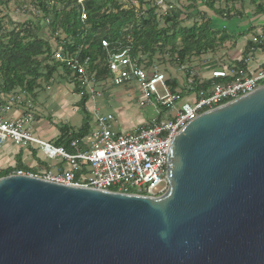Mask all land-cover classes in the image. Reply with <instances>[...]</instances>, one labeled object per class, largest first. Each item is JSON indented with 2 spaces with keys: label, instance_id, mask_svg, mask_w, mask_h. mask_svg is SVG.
Segmentation results:
<instances>
[{
  "label": "water",
  "instance_id": "water-1",
  "mask_svg": "<svg viewBox=\"0 0 264 264\" xmlns=\"http://www.w3.org/2000/svg\"><path fill=\"white\" fill-rule=\"evenodd\" d=\"M149 197L0 177V264H264V85L174 137Z\"/></svg>",
  "mask_w": 264,
  "mask_h": 264
},
{
  "label": "built area",
  "instance_id": "built-area-1",
  "mask_svg": "<svg viewBox=\"0 0 264 264\" xmlns=\"http://www.w3.org/2000/svg\"><path fill=\"white\" fill-rule=\"evenodd\" d=\"M85 0H79L83 2ZM165 0H156L164 6ZM172 8L174 4L167 5ZM85 10L82 19H86ZM107 46V41H102ZM55 58L77 73L82 87L94 101L100 93L96 83L111 80L116 85L134 83L140 90L141 104H147L156 115L150 122L130 131L114 130L115 116L96 111L89 134L71 141L70 151L54 138H45L36 131L33 102L28 97L7 95L0 102V147L11 142L30 150L38 157L36 169H16L11 174L31 175L49 181L91 187L105 191L134 193L158 197L166 193L167 158L174 137L200 114L249 94L264 85V65L252 68L236 64L196 69L175 65L160 69L133 58L129 48L109 51L108 75L98 81L88 71V60L64 53L57 46ZM178 82L176 87L174 81ZM36 151V154L34 153ZM59 160L57 171L46 160Z\"/></svg>",
  "mask_w": 264,
  "mask_h": 264
},
{
  "label": "trees",
  "instance_id": "trees-1",
  "mask_svg": "<svg viewBox=\"0 0 264 264\" xmlns=\"http://www.w3.org/2000/svg\"><path fill=\"white\" fill-rule=\"evenodd\" d=\"M119 1L33 0L38 8V22L30 20L11 28L0 15V94L7 96L20 89L34 96L37 94L35 90L42 86V80L49 81L60 68L63 69L64 76L74 84L75 92L81 94L78 106L84 113L79 129L67 124L59 126L56 143L70 151H73L71 141L81 140L91 130L92 114L87 107L90 96L82 87L78 74L55 58L57 46H62L66 54L78 56L82 62L88 60V71L95 73V78L101 81L108 75L109 51L129 48L133 58L139 62L146 60L149 66L167 62L166 55L171 65H187L193 57L213 51L217 44H224L233 36L226 30L213 29L211 19L201 23L196 20L192 26H182L183 10L175 5L162 17L157 11L156 1L147 10L143 5L149 6L150 0H128L129 5ZM194 1L190 8H197V0ZM215 1L206 0V6L220 16L230 15L229 8L217 9ZM8 2L0 0V6ZM250 2L256 5L257 15H264V0ZM171 3L174 4L173 0ZM83 10L86 19H82ZM44 27H47L48 35L40 33ZM102 41H107L108 45H103ZM259 48L264 49V39L249 40L242 57L230 62L247 67V60ZM158 53L162 57H158ZM219 64L216 61L206 63L210 66ZM177 85L175 80L173 86ZM3 101L2 98L0 102ZM16 159V167L1 170L0 177L16 169L33 170L23 162V151L17 154Z\"/></svg>",
  "mask_w": 264,
  "mask_h": 264
},
{
  "label": "rangeland",
  "instance_id": "rangeland-1",
  "mask_svg": "<svg viewBox=\"0 0 264 264\" xmlns=\"http://www.w3.org/2000/svg\"><path fill=\"white\" fill-rule=\"evenodd\" d=\"M155 1L150 0L149 6L144 4L143 8L147 10ZM171 1L165 0L164 6H159L156 3L157 11L162 17L167 13L165 7H168L167 5H170ZM119 2L129 5L128 0H120ZM205 2L206 0H197V8H190L195 3L194 0H173L174 5L183 10L181 16L182 26H192L196 20L201 23L211 19V27L213 29L226 30L233 36L224 44H217L213 51L193 57L187 63V66H192L200 71V68L204 67L209 61L229 63L242 57L249 40H256L259 37L264 39V15L256 14V5L252 4L250 0H230L229 2L216 0L215 7L217 9H230V15L225 14L224 16H220L210 10ZM172 8H168V11ZM191 14L193 16H190ZM0 15L4 17V22L9 28L30 20L38 22L36 17L38 8L34 6L33 0H9L7 5L0 6ZM188 15L189 17L187 18ZM161 24L165 25L163 20ZM40 33L48 35L47 27H44ZM242 33H245V35L241 36ZM158 57H162V54L158 53ZM165 57L167 62L157 64L160 69H168L171 66H175L168 62V55ZM263 57L264 49L259 48L254 52V55L249 57V63L257 58L262 61ZM258 62L253 61V65L255 66ZM64 74L65 72L60 68L52 79H49V81L42 80V86L35 90L37 94L34 96H29L20 89L10 93L11 95H19L21 98L28 97L33 102L36 131L45 138L58 135L61 124H67L77 130L84 121V113L81 107L78 106L81 94L75 92L74 84ZM95 88L100 95H97L94 101H89L88 108L91 110H88L92 114V118L96 117V111L100 114L112 113L115 116V121L113 122L115 131H130L137 126L150 122L156 115L155 111L147 104L144 106L141 104L140 90L134 83L116 85L111 80H108L96 83ZM6 97L0 94L1 99ZM62 113L65 117L60 115ZM19 148L24 152V160L29 165L35 164V159L27 153L26 148H21L8 142L0 147V158L5 157L8 163L5 166L6 168L10 163L11 165H16V155L12 154L16 153ZM46 163L52 164V172L55 173L57 171V166L55 165L59 163V160H46Z\"/></svg>",
  "mask_w": 264,
  "mask_h": 264
},
{
  "label": "crops",
  "instance_id": "crops-1",
  "mask_svg": "<svg viewBox=\"0 0 264 264\" xmlns=\"http://www.w3.org/2000/svg\"><path fill=\"white\" fill-rule=\"evenodd\" d=\"M260 49H262V48H260ZM255 58V57H254ZM254 58H251V59H254ZM264 58V57H263ZM253 61L254 62H258L259 61V59L257 58L256 60H252V62L250 63V66L252 67V68H257L258 66H263L264 65V59L262 60V61H259L258 63H256V65L254 66L253 65ZM88 103H89V101H88ZM88 103H87V107L89 106L88 105ZM88 109H90V108H88ZM91 110V109H90ZM61 116H64V114L62 113V114H60ZM65 117V116H64ZM64 117H61V118H64ZM92 123H94L93 122V118H92ZM92 123H91V125H92ZM50 131H51V129H50ZM58 132H59V130H58ZM59 134L60 133H58V135H55V136H53V137H51V138H54V140H57V138H58V136H59ZM19 147V146H18ZM27 150V153H29L30 154V156H32V154L30 153V150H28V149H26ZM20 151H23L22 149H20L19 148V150L16 152V153H13L12 155H16L17 156V154L20 152ZM34 153L36 154V151H34ZM34 159H35V164H32V165H29L28 163H27V161H25L24 160V152H23V162L27 165V166H29L30 168H32V169H36V165H38V161L40 160H38V157H37V159H36V155H35V157L34 156H32ZM38 160V161H37ZM10 163V162H9ZM8 163H7V160H6V158L5 157H1L0 158V171L1 170H4V169H6V165H7ZM8 167H16V165H11V163H10V165L8 166ZM7 167V168H8Z\"/></svg>",
  "mask_w": 264,
  "mask_h": 264
}]
</instances>
